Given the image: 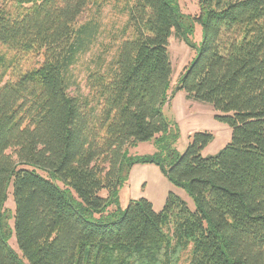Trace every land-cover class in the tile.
I'll list each match as a JSON object with an SVG mask.
<instances>
[{
  "label": "trees",
  "instance_id": "16d2710c",
  "mask_svg": "<svg viewBox=\"0 0 264 264\" xmlns=\"http://www.w3.org/2000/svg\"><path fill=\"white\" fill-rule=\"evenodd\" d=\"M199 5L197 16L178 0L0 5V264H264V0ZM108 6L125 24L76 95L73 67L102 35ZM196 23L200 49L170 92L169 37L193 47ZM31 56L41 60L24 69ZM178 90L218 111L230 141L204 157L213 136L194 132L182 154L167 147L168 168L160 156L127 157L167 134L162 106ZM137 163L157 165L193 208L169 191L159 211L146 197L121 209Z\"/></svg>",
  "mask_w": 264,
  "mask_h": 264
},
{
  "label": "rangeland",
  "instance_id": "374dc122",
  "mask_svg": "<svg viewBox=\"0 0 264 264\" xmlns=\"http://www.w3.org/2000/svg\"><path fill=\"white\" fill-rule=\"evenodd\" d=\"M9 2L10 0H0V5ZM178 3L181 12L184 14L197 16L200 12L199 0H178ZM113 10L110 6L104 9L101 15L102 35L99 36L98 41L94 43L90 51L82 56L73 67L75 81L71 91L76 93V95H85L87 93V70L95 65L94 61L98 54H101L106 62L111 59L115 51V43L118 41L121 29L125 24V17ZM90 14L91 12L87 11L81 20L84 21ZM189 39L193 47H190L179 37L175 36L174 31L169 37L168 53L172 63L170 92L175 89L180 76L185 71V67L194 60L200 49L202 30L199 23L194 25L193 33L189 34ZM102 42L104 45H102ZM40 60V56H31L26 61L24 69L37 66ZM162 112L170 122L174 123L169 127L167 134L158 139L153 137L129 146L126 151L127 157L160 156L162 157L161 160L166 162L164 167L168 168L171 159L166 158L167 147L170 146L177 154H182L191 139V134L194 132L207 131L213 136L212 140L202 151L204 157L216 155L230 141L231 128L215 119V115L220 113L208 103L187 99L183 90H178L172 99L162 106ZM150 165L156 168L155 172L147 169V166ZM58 183L63 187L60 182ZM162 188H164L165 196L163 201L157 205V209L162 207L169 191L179 195L188 206L193 208V202L185 190L171 184L161 169L152 163H137L131 167L127 179L119 188L120 208L124 209L130 199L147 198L149 194L156 198ZM101 194L105 195V191H102ZM4 207L8 211L10 216L8 222L12 227L15 208L12 184L8 186ZM9 244L20 254L14 234L10 237Z\"/></svg>",
  "mask_w": 264,
  "mask_h": 264
},
{
  "label": "crops",
  "instance_id": "0c3cea01",
  "mask_svg": "<svg viewBox=\"0 0 264 264\" xmlns=\"http://www.w3.org/2000/svg\"><path fill=\"white\" fill-rule=\"evenodd\" d=\"M147 169L152 170V172H155V171H156V168H155L154 166H152V165L147 166ZM164 196H165L164 188H162L161 191L158 192V195L156 196V198H155L154 196L152 197V196L149 194V195L147 196V199H149V200L152 202L154 209H155L156 211H159V210L163 207V205H162V207H161L160 209H157V208H158L157 205L160 204V203L163 201ZM152 199H153V200H152ZM163 204H164V203H163Z\"/></svg>",
  "mask_w": 264,
  "mask_h": 264
}]
</instances>
